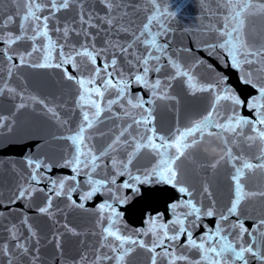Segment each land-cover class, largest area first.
Returning <instances> with one entry per match:
<instances>
[{"label":"water","instance_id":"1","mask_svg":"<svg viewBox=\"0 0 264 264\" xmlns=\"http://www.w3.org/2000/svg\"><path fill=\"white\" fill-rule=\"evenodd\" d=\"M134 2L140 5V10L136 14L137 24L143 23L149 14L157 15L159 23L171 29L169 32L170 53L183 65L190 67L201 84L214 83L218 76L223 75L227 77L228 84L242 100H247L257 94L255 88L241 82L242 73L227 64L226 57L216 59L204 50L207 44L216 39L214 33L208 32V27L219 28L224 23L221 15L222 0H156L158 12L153 10L151 0H134ZM80 11L79 8L73 7L71 10L61 11L55 17L50 18L49 36L52 40L57 45H63L65 53L69 52L73 46L79 47L86 42L88 47L95 45L96 51L104 49L97 57V64H101L105 58L111 59L115 53L119 66L131 73L133 69L128 67L126 57L119 54L118 49H113L111 43L116 40L128 41L132 37L124 34L117 36L115 33L105 31L108 26L96 19L93 22L99 27L88 28L87 31L92 33V37H86L84 35L86 26L79 23ZM83 11L87 18L89 12L95 17L97 14L103 15L106 10L99 0H84ZM23 12V4L19 0H0V34L9 32L19 34ZM169 13H174V15H169ZM40 14L48 15L49 13L44 11ZM8 16H12L13 20L5 27L3 22ZM156 24L157 22L154 21V25ZM66 26L69 29L75 28L79 35L69 31L68 37H64L63 31L54 30L57 27L62 30ZM246 32L250 40H264V16L250 18L246 24ZM33 43L38 47L47 46V40L44 39H37L35 42L22 40L8 49L14 54L12 64L18 65L11 68L9 77L11 65L3 55L6 45L0 40V88L7 83L15 89L13 93L5 90L0 95V117H7L4 122L5 126L0 128V264H33V257H37L35 264H94L97 256L112 255L107 247H100L102 229L107 224V220L101 222L97 213L99 204L110 201V195L97 194L91 200L85 201V207L81 209L73 206L65 196L56 197L54 193L47 191L51 187L49 179L68 178L66 188L69 185H75L76 191L71 193L72 199L80 203L82 193L89 190L86 184L87 177L84 175V171L87 170L81 171L77 180L72 181L71 177L75 175L72 168L60 166L74 152L73 145L67 137L74 134L82 122V109L78 104L81 89L74 80L70 81L66 78L64 68L33 67L32 65L44 63V52H34L30 57H26L24 64L19 65L18 55L31 51ZM181 48H191L192 51H177ZM59 51L57 47L52 52L53 65L59 62ZM77 60L78 69H73L71 64L65 65L67 72L74 77L88 75L91 65L82 58L78 57ZM197 61H203V63L197 65ZM209 64L212 68L208 67ZM172 73L173 70L170 67H165L160 73L150 72L149 79L154 80L159 77L162 82H167L166 77ZM99 83L100 81L97 80L98 85ZM170 83L168 95L172 99H155V103L150 105L155 117L157 132L165 136L176 128L183 129L191 125L208 111L212 103L210 93L192 92L183 78H177ZM131 93L133 95L139 93L145 100L153 99L149 91L140 87L133 86ZM114 95V92L110 90L103 100L114 98ZM20 104L24 107H19ZM112 109L113 113L122 112L118 105H113ZM84 110H88L87 105L84 106ZM110 115L112 113L104 112L101 119ZM239 115L253 118V113L247 108H241ZM127 122L125 119L121 123ZM115 123H117L115 118L106 120L89 131L92 133L107 132L108 128ZM116 131L118 129L107 135H94L89 143L99 151L112 143ZM247 135H254L249 128H245L244 134L234 142L233 151L253 159V162H258L254 158L262 155L261 144L259 141L255 143L247 141L245 139ZM206 141H211L217 146L221 145L218 138L206 137ZM191 151H193V156L190 159L181 158L177 162L182 173L181 179L192 189L193 196L203 204L205 209L212 207L216 213L211 218L202 217L200 227L193 230V238L199 239L206 232L205 226L214 229L218 223H221L219 215L224 214L230 205L233 198L231 180L233 169L224 160H221L216 168L211 167L214 159L224 156L220 147H212L206 142L199 146L198 151ZM118 155L124 158L125 153L119 152ZM28 158L44 159L51 162L54 167L51 172H44V169H41L45 179L38 185L33 183V187L37 190L30 199H16L21 186L32 183L30 181L32 170L26 163ZM155 159V156L145 150L133 162L132 167L140 170L147 169ZM104 166L105 174L111 176L113 174L111 157L104 158ZM127 179V175L119 176L117 184ZM245 183L248 190L252 192L264 191V170L257 169L249 173ZM140 188V194L132 192L131 189H122L120 195L127 196L128 201L124 204L113 202L114 207L122 214L119 227L123 234L134 235L147 231L149 218L160 217L157 224L170 223L175 219L170 205L181 199H187L167 184L152 183L141 185ZM204 188H208L209 192L205 193ZM49 195L53 197L51 214H42L39 209L45 206ZM178 211H183V209H178ZM25 219L27 224L24 223ZM237 219L243 220L246 227L252 226L259 219H264V197L257 195L246 201L241 205L240 216H231L223 224L230 225ZM29 226L36 234L34 237L31 235ZM10 230L15 231L19 240L26 244L29 248L28 254L14 247L17 241L12 238ZM237 234L238 229L232 233L233 237ZM140 238L146 243H151L153 239L151 233ZM243 239L247 243L248 235L245 234ZM257 240L259 242V237ZM184 243L185 237L182 236L176 246L177 254L183 253L190 259H197L198 252L179 246ZM5 244L8 245L11 256L4 255ZM161 251L162 249H157V252ZM151 256L152 253L147 250L137 248L127 257V264H150ZM249 262L260 264L252 257H249ZM100 264H115V262L101 260ZM157 264H167V261L158 257ZM177 264H187V262L178 261Z\"/></svg>","mask_w":264,"mask_h":264},{"label":"snow or ice","instance_id":"2","mask_svg":"<svg viewBox=\"0 0 264 264\" xmlns=\"http://www.w3.org/2000/svg\"><path fill=\"white\" fill-rule=\"evenodd\" d=\"M19 2L23 4L24 8L19 24V34L11 32L0 34V40L6 45L3 55L11 65L9 77L11 68L18 65L12 64L14 54L10 53L8 49L22 40L35 42L37 39H44L47 40V46L38 47L33 43L31 51L18 55L19 65L24 64L26 57H30L34 52H44V63L32 66L64 68L66 78L70 81L74 80L81 89L78 104L82 109V122L78 130L67 137L73 145L74 152L60 166L72 168L75 173L71 177L72 181L77 180L81 171L87 170L84 171V175L87 177L86 184L89 190L82 193L80 203L72 199L71 193L76 191L75 185H69L66 188L68 178L49 179L51 187L47 191L54 193L56 197L65 196L73 206L81 209H84L85 201L91 200L97 194L110 195L111 202L100 203L97 213L101 222L107 220V224L102 229L100 247H107L112 255L97 256L94 264H100L101 260H113L115 264H127V257L137 248L152 253L150 264H157L158 257L166 260L167 264H177L178 261H186L187 264H236V262L250 264L249 257L264 264V219H259L250 227H246L244 221L239 219L230 225L223 224L231 216L239 217L241 205L246 201L257 195L264 197V191L252 192L248 190L245 183L249 173H253L257 169L264 170V40H250L246 32V24L250 18L264 16V0H222L221 15L224 23L219 28L208 27V32L214 33L216 39L207 44L204 49L209 56L216 59L226 57L227 64L242 73L241 82L251 85L257 90V94L247 100L240 98L228 84L226 76H218L214 83L201 84L194 76L192 69L183 65L170 53L169 32L171 29L160 24L157 15L149 14L143 23L137 24L138 16L136 14L140 10V5L134 0H99L106 10L105 13L93 17V14L89 12L87 18L83 11L84 0H19ZM151 3L153 10L158 12L156 0H151ZM73 7L81 10L79 23L86 26L84 28L86 37H92V33L87 31L88 28L99 27L93 22L94 19L108 26L105 31L115 33L117 36L124 34L132 37L128 41L116 40L111 43L113 49H118L119 54L126 57L128 67L133 69L131 73L119 66L115 53L111 59L105 58L101 64H97V57L104 49L96 51L95 45L88 47L86 42L79 47L73 46L69 52L65 53L63 45H57L52 40L49 36L48 22L50 18L55 17L61 11L71 10ZM44 11H48L49 14L41 15L40 13ZM169 15H174V13H169ZM12 20L13 17L8 16L3 22L4 26L7 27ZM154 21L157 22L156 25H154ZM54 30L63 31L64 37H68L69 31L79 35L75 28L69 29L67 26L62 30L59 27ZM57 47L60 49V59L53 65L52 52ZM177 51L191 52L192 49L181 48ZM78 57L91 65L88 75L74 77L64 67L71 64L73 69H78ZM127 57H131V59H127ZM162 61L164 62L162 63ZM200 63L203 61L196 62L197 65ZM165 67H170L173 70L172 75L166 77L167 82H162L159 77L154 80L149 79L150 72L160 73ZM208 67L212 68V65L209 64ZM177 78H183L192 92L210 93L212 103L208 111L191 125L183 129L176 128L168 136H165L157 132L154 123L155 117L150 105L155 103V99H172L168 95V89L171 87L170 81ZM97 80L100 81L99 85ZM133 86L149 91L153 99L145 100L139 93L133 95L131 93ZM5 90L10 93L15 92V89L7 83L3 88H0V95ZM110 90L114 92V98L104 101L105 94ZM85 105L88 106V110H84ZM113 105H118L122 112L113 113ZM19 107L22 108L24 105L20 104ZM241 108H247L252 112L253 118L239 115ZM104 112L112 113V115L101 119ZM113 118L117 123L111 125L107 132L92 133L89 131ZM125 119L128 122L121 123ZM5 120L7 117H0V128L5 126ZM245 128H249L250 132L254 134L247 135L245 139L252 143L259 141L261 144L262 155L254 158L258 162H253V159L233 151L234 142L244 134ZM116 129L118 131L115 132L112 141L118 144L115 153L109 146L97 151L89 143L94 135H107ZM206 137L220 139L221 145L217 146L211 141H206ZM206 142L212 147H220L224 152L223 157L213 160L211 167L216 168L221 160H224L233 169L231 173L233 198L226 212L219 215L221 223H218L214 229L205 226L206 232L199 239H194L193 230L200 227L202 217L211 218L216 213L212 207L205 209L203 204L193 196L192 189L181 179L182 173L177 162L181 158L190 159L193 156L191 150L198 151L199 146ZM145 150L156 157L153 164L144 170L133 169V162ZM119 152L125 153L124 158L118 155ZM105 157H111L113 168L111 176L106 175L104 171ZM26 163L32 170L30 174L32 183L21 186L16 199H30L37 190L33 187V183L38 185L45 179L41 169H44V172H51L54 167L51 162L41 158H28ZM124 175H127L128 179L117 184V178ZM152 183L170 185L187 199H181L170 205L175 217L170 223L157 224L160 217L149 218L147 231L134 235L123 234L119 227L122 222V214L114 207L113 202L124 204L128 201L127 196L120 195L122 189H131L132 192L140 194L141 185ZM40 191H44V189H40ZM204 192L208 193V188H204ZM52 198L51 195L48 196L45 206L39 209L40 213L51 214ZM178 209H183V211H178ZM24 223L27 224L26 219ZM237 229L238 234L233 237L232 233ZM10 232L12 238L17 241L14 247L22 253L28 254L29 248L26 244L19 240L15 231L10 230ZM149 233L152 234L153 239L151 243H146L140 237L147 236ZM245 234L249 237L247 243L243 239ZM31 235L34 237L36 234L31 231ZM182 236L185 237V243L179 246L198 252L197 259H190L183 253L177 254L176 246ZM257 237H259V242ZM158 248L162 251L157 252ZM3 252L4 255L11 256L7 244L4 245ZM36 258L33 257V264H35Z\"/></svg>","mask_w":264,"mask_h":264},{"label":"clouds","instance_id":"3","mask_svg":"<svg viewBox=\"0 0 264 264\" xmlns=\"http://www.w3.org/2000/svg\"><path fill=\"white\" fill-rule=\"evenodd\" d=\"M109 147H110L111 150L114 151V150H116V149L118 148V144L112 142V143L109 145Z\"/></svg>","mask_w":264,"mask_h":264}]
</instances>
